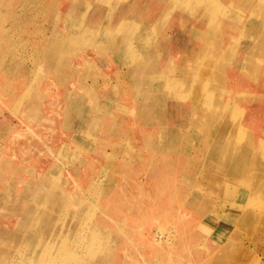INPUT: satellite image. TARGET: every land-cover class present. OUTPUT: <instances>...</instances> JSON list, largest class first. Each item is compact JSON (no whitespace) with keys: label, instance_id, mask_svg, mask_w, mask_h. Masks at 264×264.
Returning a JSON list of instances; mask_svg holds the SVG:
<instances>
[{"label":"rangeland","instance_id":"1","mask_svg":"<svg viewBox=\"0 0 264 264\" xmlns=\"http://www.w3.org/2000/svg\"><path fill=\"white\" fill-rule=\"evenodd\" d=\"M219 1L0 0V264H264V0Z\"/></svg>","mask_w":264,"mask_h":264},{"label":"bare ground","instance_id":"2","mask_svg":"<svg viewBox=\"0 0 264 264\" xmlns=\"http://www.w3.org/2000/svg\"><path fill=\"white\" fill-rule=\"evenodd\" d=\"M53 1H56V0H53ZM158 1H159V0H158ZM179 1H180V0H179ZM187 1H188V0H187ZM218 1H219V0H218ZM16 2H18V1H16ZM94 2H95V1H94ZM156 2H157V1H156ZM210 2H211V1H210ZM212 2H213V1H212ZM219 2H220V1H219ZM242 2H243V1H242ZM55 3H56V2H55ZM127 3H128V2H127ZM162 3H163V2H162ZM172 3H173V2H172ZM229 3H230V2H229ZM92 4H93V3H92ZM111 4L113 5V3H111ZM178 4H179V3H178ZM206 4H207V3H206ZM206 4H205V5H206ZM220 4H221V3H220ZM220 4H219V5H220ZM6 5H7V4H6ZM106 5H107V4H106ZM106 5H105V6H106ZM180 5H181V4H180ZM90 6H91V5H90ZM176 6H177V5H176ZM220 6H221V5H220ZM82 7H83V6H82ZM84 7H85V6H84ZM91 7H92V6H91ZM91 7H90V8H91ZM98 7H99V6H98ZM187 7H188V6H187ZM200 7H201V6H200ZM224 7H225V6H224ZM227 7H228V6H227ZM256 7H257V5H256ZM90 8H89V9H90ZM94 8H95V7H94ZM171 8H172V7H171ZM177 8H178V7H177ZM204 8H205V7H204ZM206 8H207V7H206ZM225 8H226V7H225ZM108 9H109V8H108ZM113 9H114V8H113ZM178 9H179V8H178ZM178 9H177V10H178ZM79 10H80V9H79ZM79 10H77L78 13H79ZM97 10H98V8H97ZM97 10H96V12H97ZM197 10H198V9H197ZM216 10H217V9H216ZM68 11H70V10H68ZM110 11H111V10H110ZM112 11H113V10H112ZM112 11H111V12H112ZM217 11H219V10H217ZM81 12H82V11H81ZM87 12H88V11H87ZM106 12H107V11H106ZM106 12H105V13H106ZM209 12H210V11H209ZM131 13H132V12H131ZM183 13H184V12H183ZM169 14H170V13H169ZM215 14H216V13H215ZM215 14H214V15H215ZM76 15H77V13H76ZM53 16H54V15H53ZM111 16H112V15H111ZM137 16H138V14H137ZM163 16H164V15H163ZM138 17H139V16H138ZM230 17H231V16H230ZM47 18H48V17H47ZM135 18H136V17H135ZM135 18H134V19H135ZM163 18H164V17H163ZM222 18H223V17H222ZM228 18H229V17H228ZM232 18H233V17H232ZM52 19H54V18H52ZM73 19H74V18H73ZM130 19H131V18H130ZM136 19H137V18H136ZM234 19H235V18H234ZM54 20H55V19H54ZM132 20H133V18H132ZM164 20H165V19H164ZM251 20H252V19H251ZM97 21H98V20H97ZM129 21H130V20H129ZM179 21H180V20H179ZM186 21H187V20H186ZM225 21H226V20H225ZM233 21H234V20H233ZM238 21H239V20H238ZM252 21H253V20H252ZM257 21H258V20H257ZM48 22H49V19H48ZM50 22H51V21H50ZM95 22H96V21H95ZM134 22H135V20H134ZM53 23H54V22H53ZM135 23H136V22H135ZM253 23H255V22H253ZM7 24H8V23H7ZM50 24H51V23H50ZM55 24H56V23H55ZM83 24H85V23H83ZM92 24H93V23H92ZM139 24H140V23H139ZM229 24H230V23H229ZM232 24H233V23H232ZM251 24H252V23H251ZM97 25H98V24H97ZM131 25H132V24H131ZM137 25H138V23H137ZM147 25H149V24H147ZM221 25H222V24H221ZM224 25H225V24H224ZM224 25H223V26H224ZM51 26H52V24H51ZM89 26H90V23H89ZM98 26H99V25H98ZM109 26H110V25H109ZM139 26H140V25H139ZM139 26H137V27L139 28ZM241 26H242V25H241ZM247 26H248V25H247ZM255 26H256V23H255ZM90 27H91V26H90ZM94 27H95V26H94ZM96 27H97V26H96ZM96 27H95V28H96ZM115 27H116V29L121 28L120 26H115ZM115 27H114V28H115ZM148 27H149V26H148ZM150 27H151V26H150ZM164 27H165V26H164ZM238 27H239V26H238ZM252 27H254V26H252ZM92 28H93V27H92ZM127 28H128V27H127ZM239 28H240V27H239ZM248 28L250 29V27H248ZM248 28H247V29H248ZM102 29H103V28H102ZM148 30H149V29H148ZM55 31H56V30H55ZM79 31H80V30H79ZM103 31H104V30H103ZM112 31H113V30H112ZM116 31H117V30H116ZM116 31H114V32H116ZM125 31H126V30H125ZM131 31H132V30H131ZM230 31H231V30H230ZM255 31H256V28H255ZM69 32H70V31H69ZM82 32H84V31H82ZM114 32H113V33H114ZM145 32H146V31H145ZM231 32H232V31H231ZM241 32H242V31H241ZM256 32H257V31H256ZM80 33H81V32H80ZM88 33H89V32H88ZM117 33H118V32H117ZM117 33H116V34H117ZM121 33L123 34V31H121ZM129 33H131V32H129ZM232 33H233V32H232ZM82 34H83V33H82ZM89 34H90V33H89ZM89 34H88V35H89ZM97 34H98V33H97ZM124 34L126 35V33H124ZM251 34H252V33H251ZM255 34H256V33H255ZM98 35H99V34H98ZM129 35H130V34H128V37L126 36V39H127V38L129 39ZM224 35H225V34H224ZM224 35H223V36H224ZM83 36H84V35H83ZM114 36H115V35H114ZM116 36H118V34H117ZM145 36H146V35H145ZM160 36H161V35H160ZM71 37H72V36H71ZM91 37H93V36H91ZM112 37H113V36H112ZM244 37H246V36H244ZM89 38H90V37H89ZM98 38H99V37H98ZM120 38H121V37H120ZM134 38H135V37H134ZM140 38H141V37H140ZM86 39H87V38H86ZM121 39H123V38H121ZM136 39H137V38H136ZM263 39H264V38H263ZM76 40H77V39H76ZM82 40H84V39H82ZM96 40H97V39H96ZM130 40H131V39H130ZM143 40H144V38H143ZM150 40H151V39H150ZM228 40H229V39H228ZM64 41H65V40H64ZM85 41H86V40H85ZM131 41H132V40H131ZM131 41H129V42H131ZM139 41H140V40H139ZM11 42H12V41H11ZM70 42H71V41H70ZM87 42H88V41H87ZM89 42H90V40H89ZM91 42H94V40L91 41ZM107 42H108V41H107ZM119 42H120V40H119ZM134 42H135V41H134ZM83 43H84V42H83ZM94 43H95V42H94ZM109 43H110V42H109ZM127 43H128V41H127ZM239 43H240V42H239ZM96 44H97V43H96ZM123 44H125V43H123ZM123 44H121V45L124 46ZM131 44H132V43H131ZM136 44H139V43L137 42ZM63 45H64V44H63ZM89 45H90V43H89ZM118 45H119V44H118ZM155 45H156V44H155ZM230 45H231V43H230ZM68 46H69V45H68ZM86 46H87V45H86ZM109 46H110V45H108V47H106V48H107V49L110 48ZM122 46L119 45V47H122ZM140 46H141V45H140ZM151 46H152V45H151ZM151 46H150L149 48H152ZM233 46H234V45H233ZM239 46H240V45H239ZM241 46H242V44H241ZM45 47H46V46H45ZM84 47H85V46H84ZM84 47H83V48H84ZM125 47H126V46H125ZM137 47H138V46H137ZM146 47H147V46H146ZM146 47H145V48H146ZM73 48H74V46H73ZM86 48H87V47H86ZM88 48H89V47H88ZM90 48H91V47H90ZM145 48H144V49H145ZM234 48H235V47H234ZM79 49H80V48H79ZM110 49H112V48H110ZM121 49L123 50V47H122ZM154 49H155V48H154ZM235 49H236V48H235ZM237 49H238V48H237ZM237 49H236V50H237ZM118 50H119V49H118ZM135 50H136V49H135ZM148 50H149V49H148ZM109 51H110V50H109ZM140 51H142V50H140ZM143 51H145V50H143ZM146 51H147V50H146ZM146 51H145V54H146ZM39 52H40V51H39ZM102 52H104V51H102ZM106 52L108 53V50H107ZM122 52H123V51H122ZM138 52H139V51H138ZM123 53H124V52H123ZM123 53H122V55H121V52L119 51V53H116V55L118 56V54H120L121 57H122V56H123ZM139 53H140V52H139ZM143 53H144V52H143ZM143 53H142V54H143ZM149 53H150V51H149ZM243 53H244V52H243ZM41 54H42V53H41ZM136 54H137V53H136ZM145 54H143V55H144V58L146 57ZM158 54H159V53H158ZM158 54H156V55H158ZM51 55H52V54H51ZM116 55H115V57L113 56V58H115V59L117 60L118 58L116 57ZM137 55H138V54H137ZM143 55H142V56H143ZM148 55H149V54H148ZM151 55H152V54H151ZM229 55H230V54H229ZM246 55H247V54H246ZM39 56H40V55H39ZM39 56H38V57H39ZM152 56H154V58H155V55H154V54H153ZM158 56H159V55H158ZM184 56H185V55H184ZM234 56H235V54H234ZM234 56H233V57H234ZM242 56H243V55H242ZM245 57H246V56H245ZM46 58H47V57H46ZM46 58H45V59H46ZM139 58H140V56H139ZM142 58H143V57H142ZM150 58H151V56H150ZM150 58H149V60H150ZM42 59H43V58H42ZM121 59H123V58H121ZM121 59H120V56H119V59H118V60H121ZM124 59H125V58H124ZM145 59H146V58H145ZM155 59H156V58H155ZM158 59H159V58H158ZM47 60H48V59H47ZM113 60H114V59H113ZM147 60H148V58H147ZM106 61L108 62L107 58H106ZM121 61L126 62L125 60H121ZM121 61H119L120 64H121ZM154 61H155V60H154ZM230 61H231V60H230ZM48 62H49V61H48ZM142 62H143V61H142ZM142 62H141V63H142ZM147 62H148V61H147ZM147 62H146V63H147ZM235 62H236V61H235ZM240 62H242V61H240ZM134 63H135V62H134ZM146 63H145V65H146ZM108 64H109V63H108ZM124 64H125V63H124ZM153 64H154V63H153ZM153 64H152V65H153ZM125 65H126V64H125ZM131 65H132V64H131ZM131 65H130V66H131ZM143 65H144V64H143ZM145 65H144V66H145ZM152 65H151V66H152ZM151 66H150V67H151ZM242 66H243V65H242ZM242 66H241V67H242ZM118 67H119V66H118ZM122 67H123V66H122ZM145 67H146V66H145ZM230 67H231V66H230ZM243 67H244V66H243ZM52 68H53V67H52ZM127 68H129V67H127ZM136 68H139V66L136 67ZM143 68H144V67H143ZM152 68H153V67H152ZM2 69H3V68H2ZM16 69H17V68H16ZM119 69H120V68H119ZM121 69H122V68H121ZM129 69H130V68H129ZM144 69H145V68H144ZM11 70H12V69H11ZM59 70H60V69H59ZM157 70H158V68H157ZM49 71H50V70H49ZM128 71L130 72V70H128ZM148 71H149V70H148ZM241 71H242V70H241ZM241 71H240V72H241ZM40 72H41V71H40ZM61 72H62V71H61ZM126 73H127V72H126ZM148 73H150V72H147V74H148ZM59 74H60V73H59ZM116 74H117V73H116ZM129 74H130V73H129ZM129 74H128V75H129ZM144 74H145V73H144ZM153 74H155V72H154ZM229 74H231V73H229ZM245 74H246V73H245ZM40 75H41V74H40ZM128 75H127V76H128ZM170 75H171V74H170ZM184 75H187V76H188V73L185 72ZM234 76H235V73L233 74V77H234ZM246 76H247V74H246ZM140 78H141V77H140ZM165 78H166V76H165ZM205 78H206V77H205ZM60 79H61V78H60ZM165 80H166V79H165ZM169 80H170V79H169ZM218 80H220V79H218ZM237 80H238V78H237ZM185 81H186V80H185ZM251 81H252V80H251ZM57 82H58V81H57ZM221 82H222V83H220V81H219V84H218L219 87H218V89H217L218 91H217V93H216V99H215V103H214V110H213L209 115L206 114V119H205L204 117H201L202 122L205 121V120H208V122H210V123L212 122V124H213V123H217V122H219V120H224V115H225V114H224V109H227V108H228L227 104L225 103V101H227V100H225V101H224V100H222V101H218V94L226 93V92H227V89L224 87L222 77H221ZM6 83H7V82H6ZM160 83H161V82H160ZM166 83H167V82H166ZM168 83H169V82H168ZM191 83H192V82H191ZM29 84H30V83H29ZM173 84H174V83H173ZM189 84H190V83H189ZM193 84H194V82H193ZM233 84H234V85H235V84L237 85V83H235L234 81H233ZM155 85H156V84H155ZM186 85H187V84H186ZM190 85H191V84H190ZM251 85H252L254 88H256V89H260L261 91L264 89V84H261L260 86H255V83H254V84H251ZM237 86L240 87V85H237ZM29 87H30V86H29ZM178 87H179V86H178ZM189 87H191V86H189ZM165 88H166V87H165ZM147 89H148V88H147ZM152 89H153V88H152ZM0 90H1V89H0ZM176 90H177V89H176ZM186 90H187V89H186ZM220 90H222V92H219ZM9 91H10V90H9ZM25 91H26V90H25ZM132 91H133V90H132ZM147 91H148V90H147ZM168 91H169V90H168ZM7 92H8V91H7ZM175 92H176V91H175ZM190 92H191L190 95H192V96L190 97V98H191V101H190V104H189V107L191 108V110H194V108H196V107H197L198 109L201 108V107H198V106H199V105L202 106V105L205 103L204 101H206L207 98H203V99H200V100H199V98L196 96V95L198 94V91H197L196 89H193L192 91L190 90ZM190 92H189V93H190ZM31 93H32V91H31ZM67 93H68V92H67ZM86 93H87V92H86ZM177 93H178V92H177ZM179 93H180V92H179ZM186 93H187V92H186ZM148 94H149V93H148ZM156 94H157V93H156ZM180 94H181V93H180ZM18 95H19V94H18ZM27 95H28V94H27ZM82 95H83V94H82ZM84 95H86V94H84ZM31 96H32V94H31ZM70 96H71V95H70ZM206 96H208L207 93L205 94V97H206ZM214 96H215V95H214ZM16 97H17V96H16ZM64 97H65V96H64ZM79 97H81V95H79ZM79 97H78V98H79ZM17 98H18V97H17ZM78 98H77V101H78ZM108 98L110 99V97H108ZM138 98H139V97H138ZM188 98H189V97H188ZM136 99H137V98H136ZM171 99H172V98H171ZM72 100H73V99H72ZM169 100H170V99H169ZM65 101H66V100H65ZM75 101H76V100H75ZM100 101H101V100H99V102H100ZM103 101H104V100H103ZM103 101H102V102H103ZM185 101H186V100H185ZM207 101H208V100H207ZM15 102H16V101H15ZM84 102H85V101H84ZM77 103H78V102H77ZM82 103H83V102H82ZM103 103H105V102H103ZM146 103H147V102H146ZM177 103H178V102H177ZM177 103H176V104H177ZM78 104H80V103H78ZM83 104H84V103H83ZM83 104H82V105H83ZM107 104H109V103H107ZM141 104H143V103H141ZM147 104H148V103H147ZM150 104H151V101H150ZM206 104H208V103L206 102ZM16 105H17V104H16ZM19 105H21V104H19ZM58 105H59V104H58ZM105 105H106V104H105ZM160 105H161V104H160ZM160 105H159V106H160ZM179 105H180V104H179ZM85 106H86V105H85ZM116 106H118V105H116ZM135 106H136V105H135ZM161 106H163V105H161ZM161 106H160V107H161ZM177 106H178V105H177ZM208 106H209V105H208ZM87 107H88V106H87ZM87 107H86V108H87ZM113 107H114V106H113ZM122 107H123V106H122ZM181 107H182V106H181ZM202 107H203V106H202ZM17 108H18V107H17ZM17 108H16V109H17ZM67 108H68V107H67ZM86 108H84V109H86ZM123 108H124V107H123ZM158 108H159V107H158ZM173 108H174V107H173ZM84 109H83V110H84ZM135 109H136V108H135ZM146 109L149 111V110H152V109H154V108H152V107L149 106V104H148V106H147ZM201 109H203V108H201ZM97 110H99V109H97ZM119 110H120V109H119ZM156 110H157V109H156ZM162 110H163V108H162ZM205 110H206V109H205ZM121 111H122V110H121ZM152 111H154V110H152ZM157 111H158V110H157ZM157 111H156V112H157ZM208 111H209V110H208ZM81 112H83V111H81ZM81 112H80V113H81ZM146 112H147V111H146ZM226 112H227V111H226ZM160 113H161V112H160ZM69 114L71 115L72 112L69 113ZM99 114H100V113H99ZM165 114H166V113H165ZM202 114H203V113H202ZM55 115H56V114H55ZM72 115H73V114H72ZM80 115H81V114H80ZM83 115H84V114L82 113V116H83ZM151 115H152V113H151ZM151 115H150V116H151ZM154 115H155V114H154ZM154 115H153V116H154ZM185 115H186V114H185ZM203 115H205V114H203ZM219 115H220L221 117H220ZM248 115H249V114L246 113V116H248ZM83 117H84V116H83ZM107 117H109V116H107ZM155 117H157V116H155ZM164 117H165V115H164ZM191 117H192V116H191ZM238 117H239V116H238ZM71 118H74V117L71 116ZM79 118H81V116H80ZM89 118H91V117H89ZM89 118H88V120H89ZM117 118H118V117H117ZM153 118H154V117H153ZM188 118H189V116H188ZM198 118H199V117H198ZM67 119H68V117H67ZM69 119H70V117H69ZM74 119H75V118H74ZM76 119H77V118H76ZM86 119H87V118H86ZM151 119H152V117H151ZM194 119H195V118H194ZM44 121L47 122L46 120H44ZM70 121H71V120H70ZM134 121H135V120H134ZM67 122H68V120H67ZM72 122H73V121H72ZM75 122H76V120H75ZM78 122L80 123V121H78ZM98 122H99V121H98ZM116 122H117V121H116ZM116 122H115V123H116ZM187 122H188V121H187ZM193 122H194V121H193ZM205 122H206V121H205ZM208 122H206V124H207ZM246 122H248V121L246 120ZM82 123H83V122H82ZM110 123H111V122H110ZM203 123H204V122H203ZM67 124H68V123H67ZM153 124H154V123H153ZM76 125H78V123H77ZM72 126H73V124H72ZM79 126H80V125H79ZM65 127H66V126H65ZM92 127H93V126H92ZM160 127H161V126H160ZM176 127H177V126H176ZM80 128H82V127H80ZM95 128H96V127H95ZM113 128H114V127H113ZM134 128H135V127H134ZM158 128H159V127H158ZM174 128H175V127H174ZM100 129H101V128H100ZM172 129H173V128H172ZM172 129L169 130V131H171L172 134H173V131H174V130L172 131ZM177 129H178V128H177ZM198 129H199V128H198ZM219 129H220V128H218V125L216 124V135H215L216 137L214 138V148H213V149H214V152H212V154L209 153L211 156H208V157H211L212 162H213V160H215V158L217 157V155H218V153H219V146H218V145L220 144V142H222V141H220V140H218V139L223 138V137L225 136L224 134H223V135H219V134H218ZM48 130H49V129H48ZM74 130H75V129H74ZM76 130H77V129H76ZM94 130H95V129H94ZM151 130H152V129H151ZM189 130H190V129H189ZM211 130H212V129H211ZM28 131H29V130H28ZM132 131H133V130H132ZM175 131H176V130H175ZM194 131H195V130H194ZM194 131H191V132H194ZM75 132H77V131H75ZM157 132H158V131H157ZM163 132H164V131H163ZM191 132H190V134H191ZM209 132H211V131H209ZM98 133H99V132H98ZM174 133H175V132H174ZM176 133H177V132H176ZM176 133H175V136H176ZM195 133H196V132H195ZM211 133H212V132H211ZM213 133L215 134L214 131H213ZM102 134H103V133H102ZM164 134H166V132H165ZM185 134H186V133H185ZM77 135H78V134H77ZM82 135H83V134H82ZM92 135H93V134H92ZM177 135H178V134H177ZM208 135H209V134H208ZM38 136H39V135H37V137H38ZM75 136H76V134H75ZM75 136H74V137H75ZM111 136H112V135H111ZM124 136H125V135H124ZM128 136H129V134H128ZM136 136H137V135H136ZM166 136H167V135H166ZM210 136L212 137L213 135H209V137H210ZM72 137H73V136H72ZM104 137H105V136H104ZM120 137H121V136H120ZM156 137H157V136H156ZM172 137H173V135H172ZM172 137H171V138H172ZM153 138H154V137H153ZM49 139H50V138H49ZM76 139H77V138H76ZM80 139H81V138H80ZM91 139H92V138H91ZM103 139H104V138H103ZM106 139H107V138H106ZM106 139H105V140H106ZM118 139H119V138H118ZM144 139H145V138H144ZM167 139H168V137H167ZM169 139H170V138H169ZM210 139H211V138H210ZM73 140H74V139H73ZM78 140H79V139H78ZM78 140H77V141H78ZM92 140H93V139H92ZM146 140H147V139H146ZM171 140H173V139H171ZM174 140H175V139H174ZM177 140H178V138H177ZM187 140H188V138H187ZM221 140H222V139H221ZM82 141H83V140H82ZM208 141H209V140H208ZM208 141H207L206 139H204V141H202V145H203L202 147H204V149L207 148L208 145H205V144H208ZM93 142H94V141H93ZM171 142H173V141H171ZM171 142H170V143H171ZM87 143H88V142H87ZM87 143H86V144H87ZM136 143H137V142H136ZM150 143H151V142H150ZM154 143H155V141H154ZM156 143H157V142H156ZM174 143H177V142H174ZM181 143H182V142H181ZM40 144H41V143H40ZM81 144H82V143H81ZM86 144H84V147H87ZM88 144H89V143H88ZM165 144H167V143H165ZM90 145H91V144H90ZM148 145H149V144H148ZM159 145H162V147H163L164 144H163V143L161 144V142H160ZM168 145H169V144H168ZM204 145H205V146H204ZM43 146H44V145H43ZM149 146H150V145H149ZM166 146H167V145H166ZM170 146H172V145H170ZM150 147H151V146H150ZM39 148H40V147H39ZM184 148H185V147H184ZM33 149H34V148H33ZM89 149H90V148H89ZM158 149H159V148H158ZM175 150H176V149H175ZM53 151H54V150H53ZM152 151H153V150H152ZM159 151H160V150H159ZM162 151H163V150H162ZM202 151H203V150H202ZM40 152H42V151H40ZM48 152H49V151H47V153H48ZM54 152H55V151H54ZM175 152H176V151H175ZM200 152H201V151H200ZM64 153H65V152H64ZM151 153H152V152H151ZM38 154H40V153H38ZM171 154H172V153H171ZM190 154H191V153H190ZM198 154H199V153H198ZM49 155H51V154H49ZM62 155H64V154H62ZM36 156H37V155H36ZM54 156H55V155H54ZM56 156H57V155H56ZM52 157H53V156H52ZM99 157H100V156H99ZM158 157H159V156H158ZM53 158H54V157H53ZM70 158H71V156H70ZM4 159H5L6 163H7V166H10V161H9L8 159H6V158H4ZM67 159H68V158H67ZM81 159H82V158H81ZM73 160H74V159H73ZM162 160H164V159H162ZM187 160H188V159H187ZM184 161H185V160H184ZM133 162H134V161H133ZM189 162H190V161H189ZM189 162H188V163H189ZM69 163H70V162H69ZM190 163H191V162H190ZM77 164H78V163H77ZM132 164H133V163H132ZM184 164H185V163H184ZM200 164H201V162H200ZM124 165H125V164H124ZM175 165H176V164H175ZM192 165H193V164H192ZM125 166H129V165H125ZM153 166H154V165H153ZM91 167H92V166H91ZM154 167H156V165H155ZM161 167H162V166H161ZM198 167H199V166H198ZM198 167H197V168H198ZM123 168H125V167H123ZM123 168H122V169H123ZM128 168H129V167H128ZM162 168H163V167H162ZM164 168H165V167H164ZM173 168H174V167H173ZM90 169H91V168H90ZM130 169H131V168H130ZM130 169L127 170V171H130ZM214 169H215V168H214ZM55 170H56V169H55ZM84 170H85V169H84ZM125 170H126V169H125ZM127 171L124 172V170H123L124 173H126ZM144 171H145V170H144ZM159 171H160V170H159ZM165 171H166V170H165ZM52 172H53V171H52ZM201 172H202V171H201ZM171 173H172V172H171ZM198 173H199V172H198ZM55 174H56V173H55ZM164 174H165V173H164ZM37 175H38V173H37ZM90 175H91V174H90ZM92 175H93V174H92ZM142 175H143V174H142ZM199 176H200V175H199ZM54 178H55V177H54ZM194 178H195V176H194ZM199 178H200V177H199ZM189 179H190V178H189ZM191 179H192V178H191ZM201 179H202V178H201ZM57 180H58V179H57ZM119 180H120V179H119ZM39 181H40V180H39ZM39 181H38V182H39ZM88 181H89V180H88ZM167 181H168V180H167ZM74 182H75V180H74ZM116 182H117V181H116ZM118 182H119V181H118ZM165 182H166V181H165ZM86 183H87V182H86ZM202 183H203V182H202ZM212 183H213V182H212ZM52 184H54V183H52ZM165 184H166V183H165ZM56 185H57V184H56ZM80 185H81V184H80ZM39 186H40V185H39ZM49 186H50V185H49ZM40 187H41V186H40ZM82 187H83V186H82ZM174 188H175V187H174ZM50 189H51V187H50ZM116 189H117V188H116ZM121 189H122V188H121ZM172 189H173V188H172ZM74 190H75V189H74ZM113 190H115V187H114ZM57 191H58V190H57ZM111 191H112V189H111ZM122 191H123V190H122ZM112 192H113V191H112ZM114 192H115V191H114ZM195 192H196V191H195ZM110 193H111V192H110ZM73 194H74V193H73ZM111 194H112V193H111ZM120 194H121V193H120ZM195 194H196V193H195ZM195 194H194V195H195ZM75 195H76V194H75ZM194 195H193V196H194ZM37 196H38V195H37ZM108 196H109V195H108ZM121 196H122V195H121ZM173 196H174V195H173ZM38 197H39V196H38ZM47 197H48V196H47ZM115 197H116V196H115ZM119 197H120V195H119ZM122 197H123V196H122ZM195 197H196V196H195ZM197 197H198V196H197ZM45 198H46V197H45ZM107 198H108V197H107ZM111 198H112V197H111ZM81 199H82V197H81ZM117 199H118V196H117ZM122 199H124V198H122ZM169 199H170V198H169ZM31 200H32V199H31ZM35 200H36V199H35ZM79 200H80V199H79ZM47 201H48V200H47ZM109 201H110V200H109ZM84 202H85V201H84ZM104 202H106V201H104ZM46 203H47V202H46ZM0 204H1V203H0ZM82 204H83V203H82ZM103 204H104V203H103ZM105 204H106V203H105ZM115 204H116V203H115ZM115 204H114V205H115ZM122 204H123V202H122ZM122 204H121V206H122ZM137 204H138V203H137ZM36 205H37V204H36ZM36 205H34V206H36ZM87 205H88V204H87ZM108 205H109V204H108ZM116 205H117V204H116ZM118 205H119V204H118ZM138 205H139V204H138ZM32 206H33V205H32ZM103 206H104V205H103ZM119 206H120V205H119ZM128 206H129V205H128ZM78 207H80V206H78ZM85 207H86V206H85ZM88 207H91L90 204H89ZM113 207H114V206H113ZM124 207H125V206H124ZM65 208H66V207H65ZM107 208H108V207H107ZM28 209H29V207H28ZM36 209H37V208H36ZM83 209H85V208L83 207ZM83 209H82V210H83ZM90 209H91V208H90ZM112 209H113V208H112ZM30 210H31V209H30ZM30 210H29V211H30ZM34 210H35V209H34ZM82 210H81V211H82ZM88 210H89V208H88ZM83 211H84V210H83ZM83 211H82V212H83ZM114 211H115V208H114L113 212H114ZM109 212H110V211H109ZM117 212H118V211H117ZM42 213H43V212H42ZM42 213H41V214H42ZM66 213H67V212H66ZM92 213H93V212H92ZM105 213H107V212H105ZM125 213H126V212H125ZM26 214H27V213H26ZM26 214H25V215H26ZM28 214H29V212H28ZM112 214H114V213H112ZM128 214H129V213H128ZM121 215H122V214H121ZM124 215H125V214H123V216H124ZM81 216H82V215H81ZM81 216H80V217H81ZM87 216H88V215H87ZM26 217H27V216H26ZM29 217H30V216H29ZM29 217H28V218H29ZM62 217H63V216H62ZM62 217H61V218H62ZM85 217H86V216H85ZM92 217H93V216H92ZM108 217H109V216H108ZM116 217H118V216H116ZM132 217H133V216H132ZM132 217H131V218H132ZM137 217H139V216H137ZM34 218H35V216H34ZM88 218H89V216L87 217V219H88ZM102 218H103V217H102ZM105 218H107V217H105ZM121 218H123V217H121ZM121 218H120V219H121ZM135 218H136V217H135ZM157 218H158V217H157ZM29 219H30V218H29ZM108 219H109V218H108ZM114 219H115V217H114ZM114 219H112V220H114ZM27 220H28V219H27ZM63 220H64V219H63ZM85 220H86V218H85ZM137 220H138V219H137ZM38 221H39V220H38ZM60 221H62V220H60ZM108 221H111V220L109 219ZM116 221H117V220H116ZM80 222H81V221H80ZM84 222H85V221H84ZM105 222H107V220H106ZM114 222H115V220H114ZM114 222H113V223H114ZM139 222H140V221H139ZM23 223H24V222H23ZM23 223H21V224L23 225ZM25 223H26V221H25ZM31 223H32V222H31ZM70 223H71V222H70ZM90 223H91V222H90ZM125 223H127V222H125ZM56 224H57V222H56ZM30 225H31V224H30ZM77 225H78V224H77ZM23 226H24V225H23ZM23 226H22L21 228H23ZM40 226H41V225H40ZM67 226H68V225H67ZM70 226H71V225H70ZM127 226H128V225H127ZM57 227H58V226H57ZM79 227H80V226H79ZM113 227H114V226H113ZM60 228H61V227H60ZM69 228H70V227H69ZM28 229H29V228H28ZM34 229H35V228H34ZM79 229H81V228H79ZM84 229H85V228H84ZM86 230H87V229H86ZM86 230H85V233H86ZM94 230H95V229H94ZM19 231H20V230H19ZM78 231H79V230H78ZM123 231H124V230H123ZM26 232H27V231H26ZM74 232H76V231H74ZM97 232H98V231H97ZM22 233H23V232H22ZM43 233H44V232H43ZM27 234H28V232H27ZM41 234H42V233H41ZM46 234H47V233H46ZM68 234H69V233H68ZM77 234H78V233H77ZM122 234H123V233H122ZM25 235H26V234H25ZM25 235H24V236H25ZM52 235H53V234H52ZM74 235H75V234H74ZM82 235H84V233H83ZM102 235H103V234H102ZM36 236H38V234H37ZM92 236H93V235H92ZM106 236H107V235H106ZM14 237H15V235H14ZM26 237H27V235H26ZM56 238H57V237H56ZM56 238H55V239H56ZM80 238H81V237H80ZM94 238H95V237H94ZM15 239H16V237H15ZM34 239H35V238H34ZM52 239H53V238H52ZM52 239H51V240H52ZM7 240H8V239H7ZM20 240H21V239H20ZM75 240H76V239H75ZM127 240H128V239H127ZM22 241H23V240H22ZM73 241H74V240H73ZM98 241H99V239H98ZM108 241H109V240H108ZM4 242H6V241H4ZM20 242H21V241H20ZM33 242H34V241H33ZM68 242H69V241H68ZM82 242H83V240H82ZM106 242H107V241H106ZM129 242H130V241H129ZM0 243H1V242H0ZM3 244H4V243H3ZM11 244H12V243H10V245H11ZM33 244H34V243H33ZM58 244H59V243H58ZM17 245H18V244H17ZM55 245H56V244H55ZM55 245H54V246H55ZM78 245H79V244H78ZM86 246H87V244H86ZM132 246H133V245H132ZM8 247H9V245H8ZM55 247H56V246H55ZM55 247H54V248H55ZM130 247H131V246H130ZM16 248H17V247H16ZM68 248H69V247H68ZM90 248H91V247H90ZM90 248H89V249H90ZM9 250H10V249H9ZM15 250H16V249H15ZM15 250H14V251H15ZM76 250H77V249H76ZM82 250H83V249H82ZM82 250H81V251H82ZM11 251H12V250H11ZM29 251H30V250H29ZM36 251L38 252V250H35V252H36ZM15 252H16V251H15ZM54 252H55V251H54ZM123 252H124V251H123ZM13 253H14V252H13ZM28 253H29V252H28ZM75 253H76V252H75ZM80 253H81V252H80ZM85 253H86V255L89 256V258H90L89 263H91V260L94 261V260H97V258H98V255L96 256L94 253L89 252L88 250H87V252H85ZM128 253H129V252H128ZM10 254H11V253H10ZM16 254H17V253H16ZM81 254H82V253H81ZM14 255H15V254H14ZM14 255H13V256H14ZM28 255H29V254H28ZM60 255H61V254H60ZM3 256H4V255H3ZM3 256H2V257H3ZM16 256H17V255H15V257H16ZM18 256H20V255H18ZM34 256H36V255H34ZM34 256H33V257H34ZM58 256H59V255H58ZM61 256H63V255H61ZM74 256H76V255H74ZM52 257H53V256H52ZM0 258H1V257H0ZM10 258H11V257H10ZM13 258H14V257H13ZM16 258L18 259V257H16ZM49 258H50V257H49ZM61 258H62V257H61ZM71 258H72V257H71ZM152 258H153V257H152ZM3 259L5 260V258H3ZM3 259H2V260H3ZM34 259H35V257H34ZM86 259H88V258H86ZM126 259H127V258H126ZM2 260H1V261H2ZM4 260H3V261H4ZM11 260H12V259H11ZM25 260H26V259H25ZM50 260H51V259H50ZM88 260H89V259H88ZM88 260H86V262H87ZM1 261H0V263H2ZM8 261H9V260H8ZM26 261H27V260H26ZM83 261H84V260H83ZM9 262H10V261H9ZM12 262H13V261H12ZM32 262H34V261L32 260ZM25 263H26V262H25ZM93 263H95V261H94ZM84 264H85V263H84ZM86 264H87V263H86Z\"/></svg>","mask_w":264,"mask_h":264},{"label":"crops","instance_id":"3","mask_svg":"<svg viewBox=\"0 0 264 264\" xmlns=\"http://www.w3.org/2000/svg\"><path fill=\"white\" fill-rule=\"evenodd\" d=\"M44 119V118H43Z\"/></svg>","mask_w":264,"mask_h":264}]
</instances>
